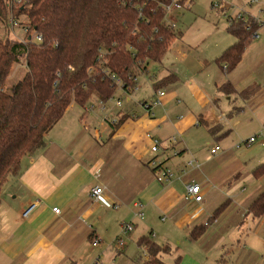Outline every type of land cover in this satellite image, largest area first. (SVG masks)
<instances>
[{
  "label": "crops",
  "instance_id": "0c3cea01",
  "mask_svg": "<svg viewBox=\"0 0 264 264\" xmlns=\"http://www.w3.org/2000/svg\"><path fill=\"white\" fill-rule=\"evenodd\" d=\"M255 20L245 15L246 22ZM167 23L174 27L171 22ZM229 23L224 29L227 36H215V39L214 35L205 34L191 45L185 44L183 33L177 31L179 39L170 48L176 55L175 63L165 67L162 60L167 54L164 55L159 61L165 68L164 73L158 76L164 79L172 75L175 79L171 87L155 89L156 98L160 90L165 94L160 97L162 103L153 108L154 115L144 107L152 98L150 85L141 76L137 77L134 89L117 88L111 98L123 103L114 110L106 107L111 100L103 102L97 97L91 99L90 106L73 103L68 107L64 117L47 134L44 147L33 155L23 156L22 174L10 177L2 188L0 264H98L96 260L102 252L98 253V242L106 236L103 228L113 225L116 217L120 225L132 219V231L137 228L141 234L138 240L152 233L159 217L164 221L167 216L173 219L168 230H183L188 235L191 229L213 218L206 200L214 195L217 182L225 175L221 158L229 157V150L224 151L218 142L233 129L234 135H241L240 124L246 111L238 99L231 104L230 96L246 88L254 89L247 100L239 96L257 114L258 125L264 126V36L254 35L242 60L226 72V66H220L218 59L237 41L229 32ZM253 26L257 31L260 24L256 22ZM207 39L211 40L210 44L200 51L196 49ZM251 71L261 77L247 79ZM145 74L152 77L149 69ZM226 82L232 83L235 89L229 96L219 88ZM96 103L105 119L104 131L97 127L103 124V118L94 114ZM122 118L124 121L117 124ZM107 123L114 131L106 136ZM163 124L171 125L179 133L177 143L183 141L184 133L194 128L210 133L212 157L209 155L200 163L195 158V163L187 164L182 174L174 175L169 181H159L151 169L163 159L148 164L153 145L149 135L152 130L161 133ZM217 126L216 134L209 131ZM160 142L163 148L164 143ZM218 145L221 149L213 155L211 150ZM186 150L191 148L182 152ZM98 169L101 176L97 178L94 173ZM193 182L202 187V203L185 198L186 186ZM96 185L106 187L104 203H96L91 197L90 189ZM263 188L255 186L248 192L243 186L244 193L236 202L228 198L227 208L206 233L199 239L190 238L189 259L181 264H264V216L256 217L248 210L250 200ZM32 202L38 203L37 209L30 217L22 218L23 209ZM218 202L217 209L225 200L221 196ZM136 204H142V219L132 217L141 209ZM114 205L118 208L112 211L110 206ZM56 207L61 209L60 213L54 211ZM120 225L115 238L120 236ZM154 236L158 238L159 234Z\"/></svg>",
  "mask_w": 264,
  "mask_h": 264
},
{
  "label": "trees",
  "instance_id": "16d2710c",
  "mask_svg": "<svg viewBox=\"0 0 264 264\" xmlns=\"http://www.w3.org/2000/svg\"><path fill=\"white\" fill-rule=\"evenodd\" d=\"M173 1H30V25L42 36L41 41L26 44L0 39V202L4 184L10 177L22 174L23 156L44 147L47 134L71 104L85 106L95 97L108 102L119 87L117 79L125 90L134 89L140 73L148 71L149 62L160 61L168 53L179 36L165 21L166 6ZM21 12L17 10V16ZM8 16L7 0H0L2 23ZM231 20L228 29L237 41L218 59L220 66H226V72L242 60L256 35L255 26L245 20ZM21 58L25 59L27 72L7 91L5 83ZM171 76L162 79L156 88L174 81ZM219 88L228 96L235 92L230 82ZM253 92L250 88L237 91L245 100ZM218 128L209 131L216 134ZM167 161L153 166L152 173L165 174ZM153 162L155 159L148 164ZM254 175L264 176V164L254 170ZM229 203L225 200L205 225L191 229L190 238L199 239L205 234ZM248 210L256 217L264 216V188L250 200ZM137 243L146 252L141 264H167L163 257L172 251L168 244H159L151 233L140 237Z\"/></svg>",
  "mask_w": 264,
  "mask_h": 264
},
{
  "label": "rangeland",
  "instance_id": "374dc122",
  "mask_svg": "<svg viewBox=\"0 0 264 264\" xmlns=\"http://www.w3.org/2000/svg\"><path fill=\"white\" fill-rule=\"evenodd\" d=\"M214 1L215 0H192L190 3L183 2L182 8L169 11V13L165 17V20L167 22H171L176 31H180L183 33L185 44L191 45L192 42H196L197 39L200 40V38H202L205 34H212L214 35V37L227 36L224 29L226 27V23H229V21L227 20L228 17H235L239 13V11L243 9L245 10L244 14L247 18H253L257 20H255V22L253 23H247L250 26H253L254 23L259 22L260 26L258 27L256 34H258L259 37L262 35L264 36V0H259L253 5H250L248 3V0H229L228 3L234 4L235 7H230L227 14H224L222 9L213 8L212 4L214 3ZM228 3L224 2L222 4V7L225 8L229 6ZM238 8L240 10H238ZM3 38L12 39L14 38V36L8 30L6 23L4 24L0 20V39ZM216 38L217 37H215V39ZM178 39L179 38H177L175 41H177ZM255 40L259 39L255 38ZM262 40H264V37H262ZM210 41V39L205 40L203 43H201V46L199 45V47L196 49H198L199 51L202 48L204 49L206 45L211 43ZM173 44L171 45V47L173 46ZM169 50L170 51H168L166 57L164 58L165 60H162V64H164L165 67L172 66L175 63L176 59V55L173 54L172 49ZM147 68L149 69V72L152 76L151 78L153 80H151V78L148 77L144 72H141L138 78H140L141 76L147 79L150 85V98H152V101H155L156 97L154 91L159 82L162 80L158 79V76H161L164 73L165 68L163 66H160V63L157 60L150 61ZM26 72L25 59L21 58L20 62L14 65L12 73L5 83V89L7 91H10L12 89V86L19 82V80L24 77ZM259 77L261 76L257 72L251 71L247 79H257ZM171 86L172 83L170 85L168 84V87H166V89ZM250 90L251 92L254 91V89ZM136 91L138 90L136 89ZM141 93H143V90H141ZM230 97H232V100L230 101L231 104L238 99L239 103H242L241 106L246 108L245 117L240 124V129L242 131L241 135H234L235 132L233 129L228 137L222 138L218 142L221 143L224 151L229 150V157L221 158L222 171H224L225 175L222 179L219 180V182H217V189L214 190V195L206 200V202H208V212L210 213L216 212L217 205L219 204L218 201L221 196L224 200H229L228 198H230L233 202H236V198L242 196V194L244 193L242 189L243 186L248 189V192L250 190H253L255 186L264 187V176L257 178L254 175V170L261 164H264V143L256 142L245 144V141H248L250 137L256 136L261 132L264 135V126L261 124V126L258 125L256 121L257 114L252 109H250L248 105L245 104V102L239 95L233 94ZM180 98L183 100L182 97ZM118 100L119 99L111 98V102H109L106 107L110 109L112 108V110H114V108H116L117 106ZM224 100L226 104H229L228 99ZM96 102H98V100H96ZM89 103L87 106L92 105ZM95 107L96 108L94 111L96 112L94 114L97 115V117H102L103 114L99 113L100 105L96 103ZM101 120L103 124L97 126L99 127L98 130L100 131L103 130L105 119L103 118ZM106 125L108 126L109 123H107ZM160 128L161 133L152 130L151 136H155L156 139L158 138L159 140L163 141V148L158 153L152 152L148 156H152V159H155V161H158L159 159H169L166 167L169 172L172 173L173 177L176 174H182V172H184L183 170L185 169V166L188 164L189 160L191 161L197 158L198 162L200 163L203 161V159H208L209 155L211 156V146L208 142V134L210 135V133L206 132L205 130L195 128L188 130L186 133H184L182 142L170 143L169 140H172L173 137H176L180 140L179 133H177L171 125L163 124ZM232 128L233 126L230 127L231 130ZM113 131L114 129L108 126V131H106L105 135L107 136L108 134H112ZM184 145L185 148H191V151L186 150L182 152V150L185 149ZM152 159H149V161H151ZM149 161H145V163ZM222 204H220V206ZM236 207L237 204L234 203V206L232 208L235 209ZM110 209L114 211L115 207L110 206ZM132 217L134 216L132 215ZM157 219L158 220L155 221V226L153 231H151V234H159L158 238L154 236L156 241L159 244H168V246H170V248L172 249L171 253L164 254L163 258L165 262L168 264H181L182 262H186L189 259V252L187 251H190V235H188V233H185L183 230H168V227L173 224V219L168 218V216L166 221L162 220L160 217ZM114 220L115 221L112 222L113 225L103 228V231L105 232L104 235L106 236L98 242V244H100V246L97 247L98 253H100L101 251L102 252L98 256V259L96 261L98 262V264H141L146 259V252L144 249L140 248L137 243L138 235H141L138 234L139 229L136 231L137 228H135L136 232L132 231L129 235H123L122 238L124 239L126 246L119 248L116 242H114V233L118 232L120 224L117 220V217ZM130 220L132 219L129 218V220H126L127 222L125 223H128ZM139 225L141 224L139 223ZM184 254H186V256H184ZM83 259H87V256H85Z\"/></svg>",
  "mask_w": 264,
  "mask_h": 264
},
{
  "label": "built area",
  "instance_id": "2783aa9c",
  "mask_svg": "<svg viewBox=\"0 0 264 264\" xmlns=\"http://www.w3.org/2000/svg\"><path fill=\"white\" fill-rule=\"evenodd\" d=\"M30 1L31 0H7V8L9 11V16L6 20V26L8 27V30L13 34L14 40H19L22 41L23 43H29V42H33V41H41L42 36L37 32L36 29H33L32 26L30 25V20H29V16L27 13V9L30 7ZM192 0H185L184 2L190 3ZM229 0H215L213 5V8L216 9H222L224 14H227L229 11L230 7H235V5L233 4H229L228 3ZM259 0H248V3L250 5H253L254 3H257ZM228 3L229 6L223 8L222 4L223 3ZM182 3H180L179 0H174L173 2L169 3L166 6V15L169 13V11H171L172 9H180L182 8ZM21 10L22 12L17 16V10ZM238 10H240L238 8ZM245 10H240L239 13L234 17L236 19H241V20H245V14H244ZM231 18H233V16H229L227 20H231ZM19 30V31H17ZM117 84L119 87L124 86V84L122 83V81L120 79H117ZM124 89V88H123ZM125 90V89H124ZM127 91L130 89H126ZM165 94L164 91L160 90L158 92V97L156 98L155 101H152L151 103H146L144 104V107L146 108L147 113H149L150 115H154L153 113V108H155L156 106H158L159 104H161V96H163ZM122 101H118L117 105L121 106L122 105ZM104 107V106H103ZM94 107H89V109H93ZM105 108V107H104ZM149 137L152 140L153 146L151 148V151L153 153H158V151L161 150L162 148V143L160 142V140L157 138L152 137L151 135H149ZM179 141L178 138L173 137L172 140H170V143H177ZM245 144L248 143H256V142H261L264 143V135L261 132L260 134L250 137L248 139V141H245ZM221 149V147L218 145L216 146L214 149L211 150V153L214 155L216 154L219 150ZM195 163V160H191L188 164L189 165H193ZM154 164H156L154 162ZM101 170L98 169L95 171L94 175H96V177H100ZM173 178L172 173L168 171L165 172V174L161 173L158 176L159 181H169ZM187 188V195L185 196L186 200L188 201H194L197 203H202L203 201V192H202V187L199 183L193 182L190 183L189 185L186 186ZM91 197L93 199L94 202L98 203H104V195H105V191H106V187L105 186H101V185H96L94 187H92L91 189ZM37 202H32L29 203L28 205L25 206V208L23 209L22 212V218H28L30 217V215L37 209ZM115 208H118V205H114ZM136 207H141L140 210L136 211L133 213L134 218H142L143 217V212H142V204H136ZM54 211L56 213H60L61 209L59 207H56L54 209ZM134 229V223L132 220H130L128 223H124L122 225V230L120 233V236L115 238L116 244L119 246V248H122L125 246V241L122 238L123 235H128L132 230ZM94 245H97V242L93 243ZM115 244V243H114Z\"/></svg>",
  "mask_w": 264,
  "mask_h": 264
}]
</instances>
